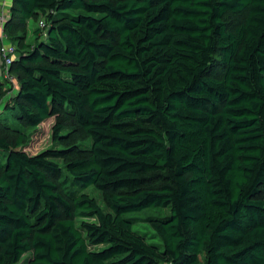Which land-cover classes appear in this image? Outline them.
Here are the masks:
<instances>
[{
	"label": "trees",
	"instance_id": "obj_1",
	"mask_svg": "<svg viewBox=\"0 0 264 264\" xmlns=\"http://www.w3.org/2000/svg\"><path fill=\"white\" fill-rule=\"evenodd\" d=\"M40 17L33 45L9 31ZM5 31L0 264H264V0H13ZM59 114L92 138L64 167L28 150Z\"/></svg>",
	"mask_w": 264,
	"mask_h": 264
},
{
	"label": "rangeland",
	"instance_id": "obj_2",
	"mask_svg": "<svg viewBox=\"0 0 264 264\" xmlns=\"http://www.w3.org/2000/svg\"><path fill=\"white\" fill-rule=\"evenodd\" d=\"M43 19L40 17L39 19L32 18L27 22V25L16 23V26L9 30L14 37L23 35L25 36V43L29 45L35 44L39 37H44V30L41 28L40 34H36V30L39 28V21ZM243 21V15H232L231 22L229 24L230 30H234L241 22ZM14 40L13 42L17 45L18 52L23 51L21 47L20 41ZM1 60V57H0ZM218 70V69H217ZM18 73V72H17ZM19 75V74H17ZM20 77H16L14 83H5L3 84V88L0 87V92L7 90L6 94L2 98V103L11 104L13 103V96L17 93L19 87ZM5 112V108L2 109L0 115H3ZM62 123L64 126L62 133V138L53 144L52 141V133L53 126L56 123ZM42 132L37 137L35 141L28 147V150L31 152L37 153L43 149L54 146L55 149L63 150L64 152L58 155L57 157L51 158L52 161L58 163L61 166H65L67 162L71 161L75 158L80 152L89 153L92 147V138L89 136L82 128L77 126L71 118L64 116L62 114L53 115L49 119L45 120L40 125ZM0 135H5L10 138L15 137L14 131L7 126L2 125L0 123ZM84 192L88 193L91 197L95 198L99 205L107 210V204L104 200V194L96 189L94 186H89ZM264 199V190L261 196ZM160 214V212L154 209H147L145 211L133 212L129 213L130 216L137 217V222L135 224V229L144 233L150 238V241L159 243L160 240L156 236V233L149 221V218L155 215ZM83 217H76L75 220L78 225H80L81 221H83ZM85 220L92 221L93 218H85ZM103 246V245H102ZM98 246V247H102Z\"/></svg>",
	"mask_w": 264,
	"mask_h": 264
},
{
	"label": "built area",
	"instance_id": "obj_3",
	"mask_svg": "<svg viewBox=\"0 0 264 264\" xmlns=\"http://www.w3.org/2000/svg\"><path fill=\"white\" fill-rule=\"evenodd\" d=\"M13 0H0V78L7 83H14L16 76L11 71L13 62L18 57L17 45L6 34L5 28L10 19V8ZM39 27L46 28V21L41 20Z\"/></svg>",
	"mask_w": 264,
	"mask_h": 264
},
{
	"label": "crops",
	"instance_id": "obj_4",
	"mask_svg": "<svg viewBox=\"0 0 264 264\" xmlns=\"http://www.w3.org/2000/svg\"><path fill=\"white\" fill-rule=\"evenodd\" d=\"M29 21V20H28Z\"/></svg>",
	"mask_w": 264,
	"mask_h": 264
}]
</instances>
